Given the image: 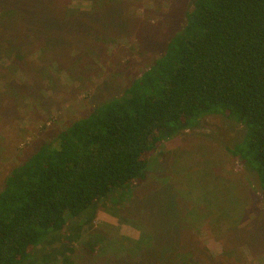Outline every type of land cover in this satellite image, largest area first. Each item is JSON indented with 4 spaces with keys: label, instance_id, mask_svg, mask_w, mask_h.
Masks as SVG:
<instances>
[{
    "label": "rangeland",
    "instance_id": "rangeland-1",
    "mask_svg": "<svg viewBox=\"0 0 264 264\" xmlns=\"http://www.w3.org/2000/svg\"><path fill=\"white\" fill-rule=\"evenodd\" d=\"M194 1L60 0L66 11L47 32L17 24L5 33L0 191L41 146L154 65ZM244 136L239 122L210 115L163 140L144 175L35 247L26 264H174L170 256L193 246L206 264H264V190L231 153Z\"/></svg>",
    "mask_w": 264,
    "mask_h": 264
},
{
    "label": "trees",
    "instance_id": "trees-1",
    "mask_svg": "<svg viewBox=\"0 0 264 264\" xmlns=\"http://www.w3.org/2000/svg\"><path fill=\"white\" fill-rule=\"evenodd\" d=\"M61 5L2 0L0 41L17 24L47 32L53 15H64ZM210 115L244 126L231 153L264 190V0H195L165 53L123 95L73 122L55 144L14 169L0 191V264H26L35 247L52 245L91 205L144 175L163 140ZM196 247L168 262L185 264L188 257L206 264Z\"/></svg>",
    "mask_w": 264,
    "mask_h": 264
}]
</instances>
